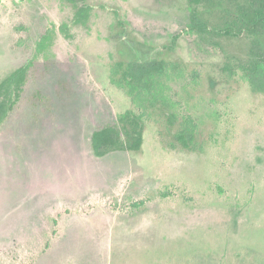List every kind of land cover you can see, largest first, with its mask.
Wrapping results in <instances>:
<instances>
[{"label":"rangeland","instance_id":"1","mask_svg":"<svg viewBox=\"0 0 264 264\" xmlns=\"http://www.w3.org/2000/svg\"><path fill=\"white\" fill-rule=\"evenodd\" d=\"M243 1L200 2L199 34L188 0H83L86 25L68 0H0V79L32 61L0 127V264H264V92L252 37L215 32ZM153 60L150 92L112 81ZM127 110L140 149L95 156Z\"/></svg>","mask_w":264,"mask_h":264},{"label":"trees","instance_id":"2","mask_svg":"<svg viewBox=\"0 0 264 264\" xmlns=\"http://www.w3.org/2000/svg\"><path fill=\"white\" fill-rule=\"evenodd\" d=\"M68 1L74 8L72 23L86 25L91 7L83 0ZM202 1L205 0H188L190 9L187 30L190 32L204 34L209 31L198 10V4ZM60 31L65 34L66 38L71 37L68 25H61ZM48 32L47 30V33H44L37 41L38 49L41 50L49 41ZM215 32L219 35L245 34L252 37L251 54L253 58L249 62L248 77L254 90L264 92V57L259 53V39L264 38V0H244L237 4L230 19ZM31 65L32 61H28L0 79V127L21 98ZM164 68L165 62L161 60L120 61L114 63L111 76L113 82L127 88L130 92L144 93L151 91L155 86L156 78ZM143 131L144 123L141 117L127 110L118 117L115 123L104 124L91 133V151L98 157L112 152L137 151L142 145Z\"/></svg>","mask_w":264,"mask_h":264}]
</instances>
